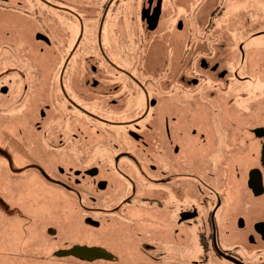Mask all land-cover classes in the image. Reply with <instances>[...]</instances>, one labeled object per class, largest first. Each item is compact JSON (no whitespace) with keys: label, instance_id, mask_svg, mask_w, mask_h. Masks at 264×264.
Listing matches in <instances>:
<instances>
[{"label":"flooded vegetation","instance_id":"af4514ba","mask_svg":"<svg viewBox=\"0 0 264 264\" xmlns=\"http://www.w3.org/2000/svg\"><path fill=\"white\" fill-rule=\"evenodd\" d=\"M0 140L16 264H264V0H0Z\"/></svg>","mask_w":264,"mask_h":264},{"label":"rangeland","instance_id":"374dc122","mask_svg":"<svg viewBox=\"0 0 264 264\" xmlns=\"http://www.w3.org/2000/svg\"><path fill=\"white\" fill-rule=\"evenodd\" d=\"M188 22L189 23H186V25L189 26L193 25L192 22L190 21ZM196 24H198V26H196L197 29H202L204 26V22L202 21ZM160 30L162 31V29ZM160 49L161 47L158 45H154L152 46V48H150L151 51L152 50L159 51ZM0 151H2L1 147H0ZM24 158H25L24 155H22L19 152V150L16 148L13 150V157L12 158L10 157V159L14 160L16 164L14 177L16 176V179L18 181L24 179L25 177L24 171L18 170V165L21 161H24ZM6 159H9L8 155L6 156ZM20 167H22L21 164ZM3 179H4V175L0 173V182H3ZM27 186H28V182L26 183V189ZM26 189H22L18 187L17 188V192L19 193L18 196L16 194V196H12V197L10 196L9 198H7V200L5 199V204L7 205L5 208H2L0 210L3 212V214H0V264H16L14 258L19 254V249H22L21 246H23L24 243L28 241L27 236H25V228L28 226V214H27L28 211H23V209L27 207L28 203L24 204L21 203L20 201V200L25 201L27 199V196L25 194H21V192H23L24 190L26 191ZM17 210L20 211V215H21L20 218L12 217L11 212L12 211L17 212ZM24 214L27 215V219L22 217V215Z\"/></svg>","mask_w":264,"mask_h":264},{"label":"water","instance_id":"95a60500","mask_svg":"<svg viewBox=\"0 0 264 264\" xmlns=\"http://www.w3.org/2000/svg\"><path fill=\"white\" fill-rule=\"evenodd\" d=\"M97 248H89L87 246H80V245H74L72 248L63 251V254H71V255H83L84 253H89L91 255V258H94V252Z\"/></svg>","mask_w":264,"mask_h":264}]
</instances>
